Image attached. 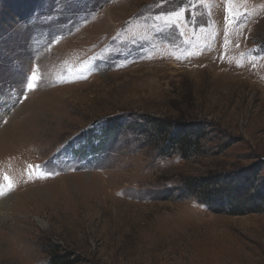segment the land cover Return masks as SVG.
I'll return each instance as SVG.
<instances>
[{"label":"rangeland","instance_id":"374dc122","mask_svg":"<svg viewBox=\"0 0 264 264\" xmlns=\"http://www.w3.org/2000/svg\"><path fill=\"white\" fill-rule=\"evenodd\" d=\"M177 120L205 128L189 158L153 127ZM247 171L262 188L264 0H0V264H264V214L183 185Z\"/></svg>","mask_w":264,"mask_h":264},{"label":"trees","instance_id":"16d2710c","mask_svg":"<svg viewBox=\"0 0 264 264\" xmlns=\"http://www.w3.org/2000/svg\"><path fill=\"white\" fill-rule=\"evenodd\" d=\"M103 133L105 137L115 134L121 127L117 122H109ZM155 132L162 138L165 156L179 155L182 159L196 154L205 131L201 123L177 120L173 124L153 125ZM97 149V148H96ZM257 176L252 172L227 176H208L191 178L183 183L185 189L200 203L216 213L230 215L264 214V182L256 186ZM52 264H73L66 256L51 257Z\"/></svg>","mask_w":264,"mask_h":264},{"label":"snow or ice","instance_id":"6c2138e0","mask_svg":"<svg viewBox=\"0 0 264 264\" xmlns=\"http://www.w3.org/2000/svg\"><path fill=\"white\" fill-rule=\"evenodd\" d=\"M33 79H35V77H33ZM29 87H31V85H29ZM3 179H4V181L7 182V189L9 191H11L14 187L13 183L11 182L9 177H7V176H4ZM3 194H4V185L0 184V195H3Z\"/></svg>","mask_w":264,"mask_h":264},{"label":"built area","instance_id":"2783aa9c","mask_svg":"<svg viewBox=\"0 0 264 264\" xmlns=\"http://www.w3.org/2000/svg\"><path fill=\"white\" fill-rule=\"evenodd\" d=\"M98 143H99V142H98ZM91 147H92V148H93V147H94V148H98V144H97V145L94 144L93 146H89V148H91Z\"/></svg>","mask_w":264,"mask_h":264},{"label":"bare ground","instance_id":"6f19581e","mask_svg":"<svg viewBox=\"0 0 264 264\" xmlns=\"http://www.w3.org/2000/svg\"><path fill=\"white\" fill-rule=\"evenodd\" d=\"M170 223V222H169ZM182 225V224H181ZM151 231V230H150ZM187 232V231H186Z\"/></svg>","mask_w":264,"mask_h":264}]
</instances>
